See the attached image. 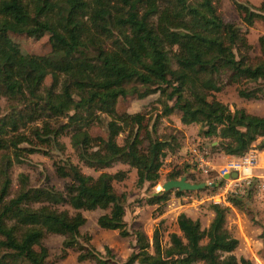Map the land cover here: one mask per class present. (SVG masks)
<instances>
[{
  "label": "trees",
  "instance_id": "obj_1",
  "mask_svg": "<svg viewBox=\"0 0 264 264\" xmlns=\"http://www.w3.org/2000/svg\"><path fill=\"white\" fill-rule=\"evenodd\" d=\"M236 8L247 25L264 20L243 4ZM9 33H49L51 51L26 55ZM258 42L264 57V35ZM250 49L240 26L223 19L215 0H0V97L14 103L0 117V264H45L47 234L63 236L62 258L76 250L78 261L107 264L109 258L91 246V236L80 232L86 222L81 211L96 209L107 210L96 219L100 228L134 236L132 251L120 264H253L234 255L238 240L226 227L228 208L219 204H210L213 218L206 228L180 213L179 232H169L167 243L159 225L150 238L141 230L130 233L126 195L114 188L126 173L103 171L120 162L136 170L138 186L156 183L171 147L156 135V122L175 109L181 123L200 124L201 135L216 138L210 146L218 152L242 156L256 141L263 150L264 116L207 99L225 84L237 85L241 98L259 97L264 59L252 61ZM155 93L151 126L147 112L116 111L121 97L140 100ZM93 125L105 136H93ZM64 135L78 161L99 173L86 174L63 160L58 172L70 179L65 192L33 186L19 173L11 194L12 165L37 149L64 150L59 141ZM182 175L172 170L166 179ZM183 192L191 191L175 190ZM169 193L153 194L148 202L165 201ZM230 202L237 208L245 204L237 197ZM63 205L74 212L59 209Z\"/></svg>",
  "mask_w": 264,
  "mask_h": 264
},
{
  "label": "rangeland",
  "instance_id": "obj_2",
  "mask_svg": "<svg viewBox=\"0 0 264 264\" xmlns=\"http://www.w3.org/2000/svg\"><path fill=\"white\" fill-rule=\"evenodd\" d=\"M236 3L243 4L253 11L261 12L264 15V0H215V4L219 9L225 21H231L238 24L246 36L247 42L251 45L249 57L252 61L264 59L261 53L258 38L264 35V20L256 19L252 25H247L241 19L239 11L236 8ZM9 41L16 46L22 53L30 54H47L51 51V43L49 33H45L40 37H29L25 34H8ZM50 78H47L46 83H49ZM249 85L248 87H251ZM241 87H246L245 85ZM238 86L235 84H225L219 92H211L208 94V101H220L226 104L230 110L234 108H244L247 112L264 116V89L259 93L257 99H244L239 97L237 93ZM158 93L151 94L144 99L137 100L134 97L119 98L116 111L118 113L128 112H147L149 117V126L155 121L157 111L152 110ZM11 101L5 97H0V117L5 115L13 105ZM181 112L174 110L169 116L160 118L156 124V135L164 136L171 142L170 149L166 150L165 156L162 159V166L159 170V180L156 183H144L142 186L137 185V172L134 168L117 162L112 167L106 168L103 171L115 172L118 170L125 171L126 178L121 182H114V188L118 193L126 195L124 220L127 230L132 233L135 230H141L147 236L152 235L156 225H159L162 231V242H168V233L175 231L177 228V216L182 213L176 207V197L171 190L167 200L160 201L156 204H150L153 194L163 191L161 185L167 179V175L172 170L182 171L185 176L188 174L190 182L199 183L207 180L219 182L217 173H203L202 168L197 166V162H192L193 156L191 151L193 148H205L210 157H214L219 153L212 149V143H217L214 137H204L200 133V124H183L180 121ZM93 136H105L103 129L97 125H93L89 129ZM124 134L117 137V141L122 143ZM59 141L64 145V150L52 149L49 153L45 149H37L34 153L26 154L25 161L19 164L14 163L10 168L11 188L13 194L17 189V176L19 173H24L28 176V180L33 186H53L55 189L65 192V186L70 183L68 177H63L58 172L63 160H70L74 164H78L81 170L93 176H96L99 171H94L91 168L84 166L76 157L69 141V136L64 135L59 138ZM257 143V141L255 142ZM30 144H21L23 147H28ZM214 161V159H213ZM220 162H214L215 169L218 168ZM187 168V171H184ZM186 173V174H185ZM181 176V177H182ZM180 178V177H179ZM178 179V178H177ZM222 184V183H221ZM205 189V188H204ZM195 193H185L178 196L179 201L187 204L192 203L193 199L205 198L204 203L199 205H191V209H205L201 212L200 217L202 228H206L210 223L208 212H212L210 204L212 202L204 197L205 190ZM210 193L217 192L216 188L206 187ZM249 200L251 204L248 208L242 211L229 212L227 229L236 236L239 240L237 249L233 252L239 258L241 256L250 259L253 264H264V199L256 190H251ZM207 194V195H208ZM254 195V196H252ZM186 198L183 199L182 197ZM252 196V197H251ZM253 201V203H252ZM66 208L69 212H74L68 205L60 206L59 209ZM207 211V212H206ZM107 210H91L81 213L85 216L86 222L81 227L82 234L91 236V246L100 252L102 258L109 261L107 264H120L126 261L132 251L134 244V236L131 234L122 237L117 230H106L98 226L96 219ZM195 215V214H194ZM63 236L59 234H47L43 239V244L48 249V257L45 264H96L94 260L78 261L76 250H69L67 256L61 257Z\"/></svg>",
  "mask_w": 264,
  "mask_h": 264
},
{
  "label": "built area",
  "instance_id": "obj_3",
  "mask_svg": "<svg viewBox=\"0 0 264 264\" xmlns=\"http://www.w3.org/2000/svg\"><path fill=\"white\" fill-rule=\"evenodd\" d=\"M191 155L193 156L192 162H197V166L202 168L203 173L215 171L220 179L218 183L211 180L206 181L207 186L217 190V192L207 195V199L212 203L229 206L230 198H242L248 195L251 190H256L261 196H264V181L258 180L251 171L255 163L253 154H243L237 159L228 161L218 169H215L211 163V157L205 148H193ZM232 172H236L235 178L230 177Z\"/></svg>",
  "mask_w": 264,
  "mask_h": 264
},
{
  "label": "crops",
  "instance_id": "obj_4",
  "mask_svg": "<svg viewBox=\"0 0 264 264\" xmlns=\"http://www.w3.org/2000/svg\"><path fill=\"white\" fill-rule=\"evenodd\" d=\"M258 143V142H257ZM257 143H254L252 145V147L244 154V155H250V154H253L255 156V163H254V167L252 168V174L254 176L257 177L258 180H262L264 181V149L263 150H260L256 147ZM212 145H215V143H212ZM240 156H233V155H226L224 154L223 152H219L217 153L216 156L214 157H211V163L214 165V162L216 161L217 163L220 162L221 165L219 164L218 168L220 166H223L224 164H226L228 161H231V160H234V159H237L239 158ZM214 159V161H213ZM217 168V169H218ZM189 180V179H187ZM207 187V186H206ZM205 187V192H204V197L207 196V192L209 191L208 189H206ZM214 189V188H213ZM207 191V192H206ZM201 192V191H200ZM159 193V192H158ZM175 195H177L176 197L174 196L172 199H174L177 203L176 207L178 208V210L182 213H185L187 216L191 217L192 219H198L200 221V217H202L203 215L201 214V212H205V209H200L199 207L196 208V210H193L191 209V205H199L201 203H204L203 200L205 201V198H203V200H199V199H193L192 203H187V204H184L182 202L179 201V198L178 196H181L183 194H187V193H191V192H183V193H180V194H176L175 192H173ZM195 193H198V192H195ZM252 192H250L248 195H245L244 197H242L243 201H244V206L242 208H237L235 206L232 205V203L230 202V205L229 206H225L228 208V212L226 214V226H227V222H228V214L229 212H239V211H242L243 209L245 208H248L249 205L251 204V201L248 199L249 198V195L251 194ZM170 194V193H169ZM171 195V194H170ZM254 196V195H252ZM251 196V197H252ZM186 197L183 196L182 197V201L183 199H185ZM262 199H264V196H262ZM253 203V201H252ZM207 212V211H206ZM195 214V215H194ZM208 215L210 217V221L211 219L213 218V213L210 211L208 212ZM201 224V223H200ZM81 229V228H80ZM175 232H179L178 230V227L176 228ZM147 235V234H146ZM233 235V234H232ZM234 236V235H233ZM150 238V236H148ZM235 238H237L236 236H234ZM238 240V238H237ZM238 244H239V240H238ZM238 247V245H237ZM237 249V248H236ZM235 249V250H236Z\"/></svg>",
  "mask_w": 264,
  "mask_h": 264
},
{
  "label": "water",
  "instance_id": "obj_5",
  "mask_svg": "<svg viewBox=\"0 0 264 264\" xmlns=\"http://www.w3.org/2000/svg\"><path fill=\"white\" fill-rule=\"evenodd\" d=\"M236 172H232L230 177L235 178ZM207 186L206 182L192 183L187 180L186 176H182L178 179H169L162 183L161 188L163 191L168 192L171 190L179 191H197Z\"/></svg>",
  "mask_w": 264,
  "mask_h": 264
}]
</instances>
